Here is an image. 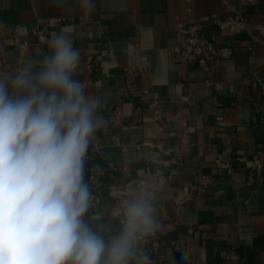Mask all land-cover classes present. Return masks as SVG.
Here are the masks:
<instances>
[{
  "label": "crops",
  "instance_id": "obj_1",
  "mask_svg": "<svg viewBox=\"0 0 264 264\" xmlns=\"http://www.w3.org/2000/svg\"><path fill=\"white\" fill-rule=\"evenodd\" d=\"M239 1L94 0L86 13L81 0H0V36L29 44L24 57L15 47L0 50V74L14 72L26 58L42 59L51 35L40 44L32 29L49 31L48 20H65L54 31L72 35L81 52L75 78L101 97L108 121L90 144L86 179L89 168L113 164L120 188L137 179L155 186L154 234L166 241L163 264H264V170L257 174L238 161L264 156V0L246 7L250 31L239 36L227 38L203 22L207 15L230 20ZM211 35L231 47V59L211 60L206 69L176 52L189 36ZM156 114L164 118L161 128ZM152 145L172 152L162 155ZM219 159L231 160L230 172ZM203 176L212 179L205 193L194 187ZM88 218L120 227L108 195ZM230 252L235 260L224 256Z\"/></svg>",
  "mask_w": 264,
  "mask_h": 264
},
{
  "label": "clouds",
  "instance_id": "obj_2",
  "mask_svg": "<svg viewBox=\"0 0 264 264\" xmlns=\"http://www.w3.org/2000/svg\"><path fill=\"white\" fill-rule=\"evenodd\" d=\"M81 7L91 13L94 0ZM48 48L0 74V264H152L140 243L159 228L153 184L118 202V229L86 219L96 199L88 151L108 121L75 78L72 35L52 34Z\"/></svg>",
  "mask_w": 264,
  "mask_h": 264
},
{
  "label": "built area",
  "instance_id": "obj_3",
  "mask_svg": "<svg viewBox=\"0 0 264 264\" xmlns=\"http://www.w3.org/2000/svg\"><path fill=\"white\" fill-rule=\"evenodd\" d=\"M249 5H256V0H240L239 7L235 11V15L230 20H224L219 18L217 15H207L204 16L203 22L209 24L213 22L216 29L220 33H224L227 38H233L250 31V25L245 17V9ZM65 20L63 18H54L47 21L46 31L41 28L40 25H36L32 29V34L38 39L40 44H45L47 40V34L55 33L54 28L61 26ZM81 23H89L91 20L89 18H80ZM40 23V22H39ZM257 42L262 43L259 38L255 39ZM7 47H15L19 56L24 57L28 51V42L16 43L12 39H3L0 36V50L4 51ZM177 53H182L184 57L189 62H198L200 65L208 68V63L211 60L223 61L229 60L233 56V50L229 45H219L217 42V36H189L185 40V44L182 48L176 49ZM92 58L88 59V67H91ZM264 83V79H263ZM157 102L153 103L156 106ZM154 121L158 128H161L164 123V118L160 114L154 115ZM115 144L120 145V139L115 138ZM93 150L98 151L100 149V144L98 140L93 143ZM152 148H157L162 155L170 156L172 150H165L161 145H152ZM90 151H88V159H90ZM238 161L242 167L246 170H251L257 174H261L264 170V156L253 155V156H242L238 158ZM216 163L223 170L231 171V160L230 159H219ZM165 166L171 164L169 159L163 161ZM146 172L151 173V168L146 167ZM88 180L92 182L93 192L96 197L94 200V206L90 210L97 208L103 201L106 195L109 196L111 201L115 206L118 202L124 198L131 197L135 195L141 188L144 187L146 181L143 179H137L135 182L127 181L125 185L120 188L117 184V177L115 172V167L113 164H109L103 168H89ZM212 185V179L209 176H203L194 185V187L201 193H205L206 190ZM118 213V212H117ZM140 245L146 246V249H141L142 252L148 253L152 264H163V258L161 257V250L166 241L163 240L160 234H154L142 238ZM174 250L179 249V244L177 242L172 243ZM234 254V255H233ZM225 257H229L232 260L237 258L234 252L224 253Z\"/></svg>",
  "mask_w": 264,
  "mask_h": 264
}]
</instances>
